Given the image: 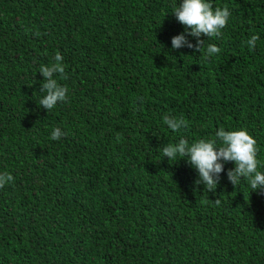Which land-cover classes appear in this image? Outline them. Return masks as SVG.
<instances>
[{
  "label": "trees",
  "instance_id": "trees-1",
  "mask_svg": "<svg viewBox=\"0 0 264 264\" xmlns=\"http://www.w3.org/2000/svg\"><path fill=\"white\" fill-rule=\"evenodd\" d=\"M208 2L232 14L198 52L171 47L180 0H0V264H264V195L233 162L207 192L162 153L243 128L264 172V0ZM57 52L68 98L47 112Z\"/></svg>",
  "mask_w": 264,
  "mask_h": 264
},
{
  "label": "clouds",
  "instance_id": "clouds-1",
  "mask_svg": "<svg viewBox=\"0 0 264 264\" xmlns=\"http://www.w3.org/2000/svg\"><path fill=\"white\" fill-rule=\"evenodd\" d=\"M176 20L185 26V31L171 37V47L180 49L188 47L200 51L204 39L222 35V29L226 27L231 11L228 7H215L208 0H180L171 12ZM188 37L196 38L193 44ZM259 36L251 35L246 43L250 48H254ZM220 48L215 44H209L205 55L210 57L220 52ZM39 72L43 76V83L40 88V106L51 111L58 103L67 101L68 89L58 83L55 76L60 75L62 79H67L63 65V56L57 52L54 62L50 65H42ZM163 122L172 131H179L187 127V121L183 117H172L165 115ZM65 135L60 127H56L51 132L52 140H59ZM257 141L247 130L240 128L226 131L219 128L215 132L214 138L199 139L189 144L181 138L178 143L167 144L162 148L163 157L168 161L175 162L184 158L186 163L196 170L197 178L194 185H203L204 189L214 191L220 180V174L225 171L224 164L233 162L234 167L227 170L228 181L237 187L242 178H248L251 191H259L264 195V172L258 171ZM13 176L9 173L0 174V187L13 181ZM219 203V201H217Z\"/></svg>",
  "mask_w": 264,
  "mask_h": 264
}]
</instances>
